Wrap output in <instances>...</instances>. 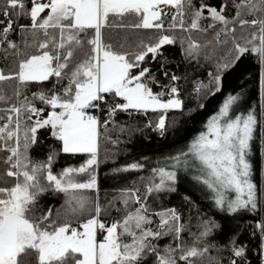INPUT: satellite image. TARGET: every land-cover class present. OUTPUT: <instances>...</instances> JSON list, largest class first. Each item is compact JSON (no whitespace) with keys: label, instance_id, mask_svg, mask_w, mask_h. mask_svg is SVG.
<instances>
[{"label":"snow or ice","instance_id":"snow-or-ice-1","mask_svg":"<svg viewBox=\"0 0 264 264\" xmlns=\"http://www.w3.org/2000/svg\"><path fill=\"white\" fill-rule=\"evenodd\" d=\"M167 47H179L193 71L214 68L198 96L220 92L222 74L252 54L264 93V0H0V264H247L235 240L230 259L210 255L224 226L205 220L190 232L176 208H153L176 190L177 169L194 167L221 212L259 209L250 157L264 124L255 109L236 113L238 95L141 186L99 196L101 140L118 114L158 113L148 127L163 136L168 113L184 109L181 77L160 62ZM61 156L85 160L58 166ZM144 169L136 161L115 171ZM256 228L264 264V222Z\"/></svg>","mask_w":264,"mask_h":264},{"label":"trees","instance_id":"trees-1","mask_svg":"<svg viewBox=\"0 0 264 264\" xmlns=\"http://www.w3.org/2000/svg\"><path fill=\"white\" fill-rule=\"evenodd\" d=\"M204 2V0H200ZM213 6L228 3L229 0H207ZM229 14L234 15L232 8ZM24 22V21H21ZM165 63L167 70L181 77L178 82L181 95L184 100L183 111H170L168 113V127L166 133L161 136L157 131L148 127V123L158 118V113H149L147 116L133 113H119L117 123L107 129L109 141L101 140L100 163L96 168L99 186V196L103 202L111 199L121 188L129 187L134 183L141 186L139 177L150 174L152 167L163 163L170 155L177 154L186 149L187 145L206 130L208 120L215 115L222 106L228 95L240 97L235 110L237 114L247 113L255 109L261 123L264 124V93L261 91V65L257 57L246 55L235 66L222 74V89L213 95H205L203 92L198 96L194 91L197 82L207 84L209 72L214 71L212 66L201 64L193 71V64L184 61L179 47H167L164 49V58L160 61ZM154 68L158 67L153 62ZM160 75V73H157ZM162 82H167L160 76ZM158 91L159 88H154ZM202 105V106H201ZM123 128L124 131L120 129ZM264 128L258 127L253 146V154L250 157L253 163V181L258 185V195L261 196L260 207L257 211H240L234 215L225 214L214 205L210 191L196 180L198 170L192 168H178L177 181L174 192L158 194L153 202V208H176L183 217V223L190 232H195L202 221L211 220L224 226L212 239L216 246L210 255L219 256L222 260L230 259V241L235 240L238 245L248 249L247 264H260L259 253L260 233L256 225L261 222L264 214V141L261 135ZM119 139V143L113 144L111 140ZM36 157L43 155L40 149L34 151ZM85 160L84 156H61L59 165L72 164L79 166ZM139 161L145 164L143 171L116 172V168ZM94 196V193H87ZM50 203L57 207L62 202L50 199ZM113 215H116L113 213ZM185 233L186 242L191 243L193 237ZM171 242L166 237L159 243L165 245ZM219 249V252L217 251Z\"/></svg>","mask_w":264,"mask_h":264},{"label":"rangeland","instance_id":"rangeland-1","mask_svg":"<svg viewBox=\"0 0 264 264\" xmlns=\"http://www.w3.org/2000/svg\"><path fill=\"white\" fill-rule=\"evenodd\" d=\"M261 222H264V214L262 215Z\"/></svg>","mask_w":264,"mask_h":264}]
</instances>
